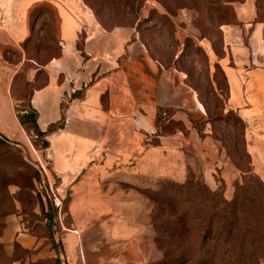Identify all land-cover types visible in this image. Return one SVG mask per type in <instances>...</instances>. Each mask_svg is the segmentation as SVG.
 <instances>
[{
  "label": "rangeland",
  "instance_id": "1",
  "mask_svg": "<svg viewBox=\"0 0 264 264\" xmlns=\"http://www.w3.org/2000/svg\"><path fill=\"white\" fill-rule=\"evenodd\" d=\"M82 1L104 28H131L154 59L181 70L184 96L194 97L193 88L202 107L192 98L177 107L181 118H174L173 107L157 106L150 131H136L134 138H104L96 152L92 144L78 176L51 170L46 136L27 132L23 147L0 134V264H52L55 258L48 254L60 253L62 233L73 230L76 221L93 229L95 220L108 261L118 255L110 247L125 240L131 252L125 264H236L231 252L241 241L252 254L246 264H264V182L251 168L242 123L226 110L216 69L217 58L226 53L227 26H242L246 18L249 34L254 25H263L264 39V0ZM29 17L33 29L22 46L30 56L16 73L12 91L18 110L45 80L42 71L35 82L29 74L59 46L50 6H34ZM61 127L52 124L48 135ZM144 145L154 149L148 157L151 170L137 165L132 172ZM38 157L48 167L50 185L37 169ZM72 199L78 200L77 209L90 205L91 211L98 205L97 216L74 219ZM233 200L243 212L238 234L217 241L216 225L209 228L205 220L222 207L231 213ZM19 232L36 236L40 246L23 248L16 240ZM201 243L205 251L196 259ZM38 253L42 258L32 261Z\"/></svg>",
  "mask_w": 264,
  "mask_h": 264
},
{
  "label": "crops",
  "instance_id": "2",
  "mask_svg": "<svg viewBox=\"0 0 264 264\" xmlns=\"http://www.w3.org/2000/svg\"><path fill=\"white\" fill-rule=\"evenodd\" d=\"M0 2L7 18V25L0 28V134L23 147L28 144L29 137L19 122V100L14 98L12 91L16 73L30 56L22 46L33 29L29 13L34 6L46 3L56 17L58 53L51 55L45 63L37 64L28 78L35 82L41 71L45 73L43 84L35 86L30 95L39 128L45 131L51 124L62 122L59 133L46 135L50 144L47 153L53 160L51 170L56 174L78 176L90 146L94 144L96 152L104 138L125 135L134 138L136 131H150L153 126L151 115L157 106L173 107L174 118L180 116L177 107L192 98L202 107L193 88L190 90L194 97L192 93L184 96L181 70L154 59L131 28H104L82 0ZM241 20L242 26L226 27V53L217 58V64L222 71L224 105L242 121L251 168L264 182L263 25H254L249 34V20ZM15 57L19 60H12ZM80 90V97H70ZM151 150L154 149L144 145L140 159L130 168L132 172L137 165L142 171L151 170L148 159ZM77 201L72 199L70 203V214L74 219L90 217L92 213L97 216L98 205L91 211L87 209L92 208L90 205L77 209L80 208L75 204ZM78 212H82V216ZM80 224L83 222L76 221L73 230L62 233V250L60 253L51 250L48 254L55 258L52 264L127 263L131 252L125 240L110 247L109 250L115 248L118 255L115 261H108L103 254L100 225L97 227L96 220L93 229L87 228L86 223ZM16 240L23 248L40 246L36 236L25 232H19ZM39 258L42 255L38 253L32 261Z\"/></svg>",
  "mask_w": 264,
  "mask_h": 264
},
{
  "label": "trees",
  "instance_id": "3",
  "mask_svg": "<svg viewBox=\"0 0 264 264\" xmlns=\"http://www.w3.org/2000/svg\"><path fill=\"white\" fill-rule=\"evenodd\" d=\"M217 68L219 69L220 74L222 75V71L219 65H216V69ZM80 96H81V90L74 91L70 97L75 98V97H80ZM17 115H18L20 124L23 126L26 132L32 131L38 137H45L49 132L52 131V124L45 131H42L39 128L38 123H37V112L30 104V96H29L28 103L26 104V106H23L21 110H18ZM239 121L242 123L240 119ZM60 123L62 126V122ZM53 124H56V123H53ZM242 127H243V123H242ZM2 140L7 141L8 139L2 136ZM42 140L45 143V145H47V141H45V139H42ZM230 205H232V208H233L231 213L227 210V208L222 207L214 213L216 215L212 219L205 220V223L207 224V227L209 228H213L216 225V231H217L216 234H217V239H218L217 241H220L219 240L220 238L224 239V237H227L228 239H232V237L235 238V236L238 234L237 229H236V224L238 221L239 214L243 213L242 206L239 205L236 200H233L232 202H230ZM218 216H220V219L224 220L223 223H221V220L219 218L216 219ZM204 251L205 249L203 247V244L201 243V245H199V249H196V253H197L195 255L196 259H200ZM231 255L235 257L236 264H246V259L252 256L251 252H249V250L246 247H244L241 241L240 242L237 241L233 244ZM205 256L206 255H204V257Z\"/></svg>",
  "mask_w": 264,
  "mask_h": 264
},
{
  "label": "built area",
  "instance_id": "4",
  "mask_svg": "<svg viewBox=\"0 0 264 264\" xmlns=\"http://www.w3.org/2000/svg\"><path fill=\"white\" fill-rule=\"evenodd\" d=\"M7 25V18H6V13L3 4L0 2V28L5 27ZM37 169L39 173L47 178L48 176V167L44 161H42L39 157L37 158ZM47 183L49 184V179H46ZM44 185L45 187V179H42V182L40 185ZM50 185V184H49ZM58 203H56L57 205Z\"/></svg>",
  "mask_w": 264,
  "mask_h": 264
}]
</instances>
